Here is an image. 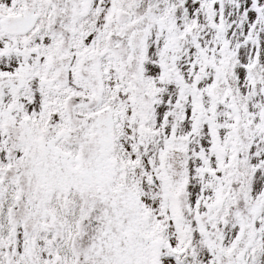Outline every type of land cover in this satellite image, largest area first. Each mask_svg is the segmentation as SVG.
I'll return each instance as SVG.
<instances>
[{
  "label": "snow or ice",
  "instance_id": "6c2138e0",
  "mask_svg": "<svg viewBox=\"0 0 264 264\" xmlns=\"http://www.w3.org/2000/svg\"><path fill=\"white\" fill-rule=\"evenodd\" d=\"M0 264H264V0H0Z\"/></svg>",
  "mask_w": 264,
  "mask_h": 264
}]
</instances>
